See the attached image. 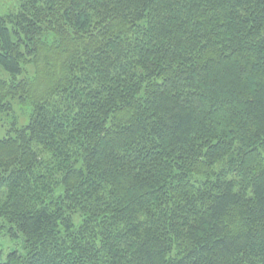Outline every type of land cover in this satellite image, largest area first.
Wrapping results in <instances>:
<instances>
[{
	"label": "trees",
	"instance_id": "1",
	"mask_svg": "<svg viewBox=\"0 0 264 264\" xmlns=\"http://www.w3.org/2000/svg\"><path fill=\"white\" fill-rule=\"evenodd\" d=\"M15 102L0 264H264V0H22Z\"/></svg>",
	"mask_w": 264,
	"mask_h": 264
},
{
	"label": "rangeland",
	"instance_id": "2",
	"mask_svg": "<svg viewBox=\"0 0 264 264\" xmlns=\"http://www.w3.org/2000/svg\"><path fill=\"white\" fill-rule=\"evenodd\" d=\"M22 0H0V16H5L16 11ZM31 67L28 66V69ZM28 107L21 106L16 102L13 104V111L0 112V138L12 132L13 121L15 118L20 125L27 124L29 120ZM1 192V191H0ZM21 240L18 237L9 236L3 228L0 227V250L3 254H7L13 249H19Z\"/></svg>",
	"mask_w": 264,
	"mask_h": 264
}]
</instances>
